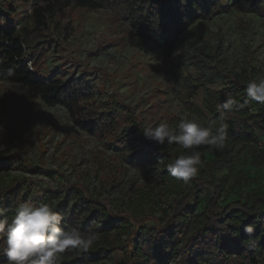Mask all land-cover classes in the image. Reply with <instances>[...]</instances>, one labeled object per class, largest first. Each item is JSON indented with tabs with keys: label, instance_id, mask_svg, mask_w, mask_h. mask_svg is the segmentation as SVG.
<instances>
[{
	"label": "trees",
	"instance_id": "1",
	"mask_svg": "<svg viewBox=\"0 0 264 264\" xmlns=\"http://www.w3.org/2000/svg\"><path fill=\"white\" fill-rule=\"evenodd\" d=\"M219 1L0 0V73L14 69L11 76L0 79L8 98L39 101L47 107L64 104L89 135L111 136L108 144L121 151L135 149L149 163L157 155L163 156L160 173L154 177L155 187H135L126 207L121 203L115 206L116 211L93 198L90 186L68 187L61 196L27 179L0 186V207L9 220L22 202H50L58 211L68 209L62 226L98 234L90 250L68 249L58 264H90L108 258L113 264H194L189 259L191 247L198 250L194 252L201 256L202 264H264V182L244 188L241 180L235 179L226 192L225 180L213 176L229 168V152L236 147L252 154L254 166L264 164V103L252 100L245 92L246 83L257 78L255 71L230 74L215 63L202 67L198 79L187 84L179 101L188 116L205 125H218L223 120L229 128L223 146L213 147V157L202 162L198 175L183 181L173 177L167 165L186 150L177 144L163 150L161 145L147 141L143 123L117 90L103 103L86 78L46 79L36 66L31 68L35 65L34 51L50 45L53 24L63 12L102 7L121 18L163 63L172 65L180 36L194 24L209 21ZM239 4L245 11L264 15V0H240ZM20 11L28 20L26 24L16 19ZM229 96L237 99L239 107L219 112L217 106ZM189 224L192 233L183 239ZM249 225L251 233L245 231ZM3 246L0 240V250ZM6 259L0 254V264H6Z\"/></svg>",
	"mask_w": 264,
	"mask_h": 264
},
{
	"label": "rangeland",
	"instance_id": "2",
	"mask_svg": "<svg viewBox=\"0 0 264 264\" xmlns=\"http://www.w3.org/2000/svg\"><path fill=\"white\" fill-rule=\"evenodd\" d=\"M239 1L220 0L209 21L198 22L182 34L172 65L163 63L158 53L108 8L67 10L53 24L50 45L34 51L35 65L31 68L36 66L46 79L86 78L103 103L115 89L145 128L162 121L174 127L182 117L191 119L179 99L187 84L198 79L202 67L217 63L230 74L255 71L257 78L264 76V15L245 11ZM24 17L20 11L16 19L26 24ZM92 41L94 45L85 53L83 45ZM5 93L0 83V144L18 151L0 155V186L27 179L59 196L71 186H90L92 197L113 211L121 203L126 207L135 187H155L162 154L149 163L135 149L121 151L108 144L111 136L89 135L68 111L57 107L62 105L67 110L64 104L47 107L39 101L17 102ZM168 145L161 148L165 150ZM199 150L203 163L214 155L213 147L202 145ZM244 151L233 148L229 168L213 174L216 180H225L226 192L235 179L241 180L244 188L264 182V164L254 166L250 162L252 154ZM60 212L67 217L68 209ZM192 230L189 224L186 236L181 238L187 239ZM190 251V261L202 264L201 256L194 252L198 250L191 247ZM90 264H113V260Z\"/></svg>",
	"mask_w": 264,
	"mask_h": 264
},
{
	"label": "clouds",
	"instance_id": "3",
	"mask_svg": "<svg viewBox=\"0 0 264 264\" xmlns=\"http://www.w3.org/2000/svg\"><path fill=\"white\" fill-rule=\"evenodd\" d=\"M93 45L94 41L85 43V53ZM13 72L14 69L10 68L6 74L0 73V79L11 76ZM245 92L252 100L264 103V76L249 80ZM57 107L61 111H67L62 105ZM236 107H239V103L231 96L217 106L221 113ZM228 128L229 125L223 120L218 125L212 122L205 125L195 118L182 117L174 127L164 121L146 127L143 136L158 145L178 144L185 149L167 167L173 177L188 181L199 173V166L202 164L200 146L222 147L228 137ZM2 132L3 128L0 126V133ZM17 151L14 147L0 144V155H13ZM5 211L0 207V240L4 245L0 254L6 256V264H58L62 254L68 249L87 252L98 239L95 232L83 231L76 226H62L64 216L50 202H22L16 207L10 220L5 217ZM245 231L251 233L252 226H246Z\"/></svg>",
	"mask_w": 264,
	"mask_h": 264
}]
</instances>
